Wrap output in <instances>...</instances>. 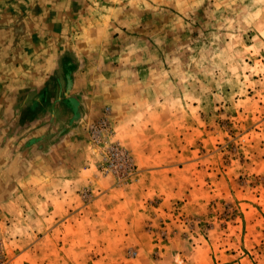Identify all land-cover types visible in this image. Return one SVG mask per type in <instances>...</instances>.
Returning a JSON list of instances; mask_svg holds the SVG:
<instances>
[{
    "label": "rangeland",
    "instance_id": "obj_1",
    "mask_svg": "<svg viewBox=\"0 0 264 264\" xmlns=\"http://www.w3.org/2000/svg\"><path fill=\"white\" fill-rule=\"evenodd\" d=\"M103 7L113 19L98 33L113 89L92 94L106 101L111 140L133 172L103 174L87 138L92 182L69 194L78 201L68 212L58 202L59 217L50 218V203H35L37 189L19 188L20 201L0 209L10 263L264 264V0ZM107 178L118 194L138 180L159 191L128 233H105L109 220L93 216L103 207L93 204L95 186Z\"/></svg>",
    "mask_w": 264,
    "mask_h": 264
},
{
    "label": "crops",
    "instance_id": "obj_2",
    "mask_svg": "<svg viewBox=\"0 0 264 264\" xmlns=\"http://www.w3.org/2000/svg\"><path fill=\"white\" fill-rule=\"evenodd\" d=\"M106 1L0 0V209L20 201L19 188L33 186L35 203H50L45 212L54 219L53 204L65 203L68 212L69 202L78 201L69 194L91 185L87 129L106 107L101 94L92 93L113 89L105 82L98 34L102 23L113 22ZM113 186L109 178L95 186L100 194L93 204L103 207L93 216L109 220L105 233H128L129 220L147 218L159 191L144 180L130 194Z\"/></svg>",
    "mask_w": 264,
    "mask_h": 264
},
{
    "label": "built area",
    "instance_id": "obj_3",
    "mask_svg": "<svg viewBox=\"0 0 264 264\" xmlns=\"http://www.w3.org/2000/svg\"><path fill=\"white\" fill-rule=\"evenodd\" d=\"M112 133L108 121V110L106 109L104 116L88 128V143L102 157L98 170L103 174H112L119 180H125L133 172L132 162L127 152L123 151L117 143L112 142ZM0 264H11L1 240Z\"/></svg>",
    "mask_w": 264,
    "mask_h": 264
}]
</instances>
